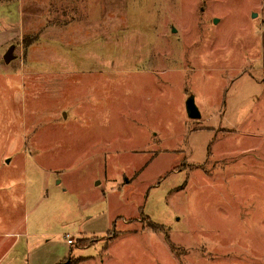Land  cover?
I'll use <instances>...</instances> for the list:
<instances>
[{
	"label": "rangeland",
	"instance_id": "rangeland-1",
	"mask_svg": "<svg viewBox=\"0 0 264 264\" xmlns=\"http://www.w3.org/2000/svg\"><path fill=\"white\" fill-rule=\"evenodd\" d=\"M25 228L30 264H264V0H0Z\"/></svg>",
	"mask_w": 264,
	"mask_h": 264
},
{
	"label": "crops",
	"instance_id": "crops-1",
	"mask_svg": "<svg viewBox=\"0 0 264 264\" xmlns=\"http://www.w3.org/2000/svg\"><path fill=\"white\" fill-rule=\"evenodd\" d=\"M30 235L28 228H25L23 232L8 229L0 233V264H30L28 258L30 241L23 240V238H29ZM68 257L69 255L64 256L61 261L63 262Z\"/></svg>",
	"mask_w": 264,
	"mask_h": 264
},
{
	"label": "water",
	"instance_id": "water-1",
	"mask_svg": "<svg viewBox=\"0 0 264 264\" xmlns=\"http://www.w3.org/2000/svg\"><path fill=\"white\" fill-rule=\"evenodd\" d=\"M15 48L16 46L15 45H12L6 56H5V61L7 63H10L12 60H14L16 58V55L14 53L15 51ZM187 111H188V114L191 118L193 119H201L202 118V114L200 113L196 103H195V99L194 97H191L187 103Z\"/></svg>",
	"mask_w": 264,
	"mask_h": 264
},
{
	"label": "built area",
	"instance_id": "built-area-1",
	"mask_svg": "<svg viewBox=\"0 0 264 264\" xmlns=\"http://www.w3.org/2000/svg\"><path fill=\"white\" fill-rule=\"evenodd\" d=\"M67 238H68V242H69L70 244H72V245L75 244L74 239H72L70 235H67Z\"/></svg>",
	"mask_w": 264,
	"mask_h": 264
},
{
	"label": "trees",
	"instance_id": "trees-1",
	"mask_svg": "<svg viewBox=\"0 0 264 264\" xmlns=\"http://www.w3.org/2000/svg\"><path fill=\"white\" fill-rule=\"evenodd\" d=\"M59 264H68V263H66V262L63 263V262H62V263H59Z\"/></svg>",
	"mask_w": 264,
	"mask_h": 264
}]
</instances>
